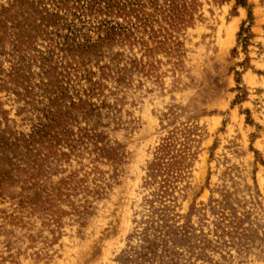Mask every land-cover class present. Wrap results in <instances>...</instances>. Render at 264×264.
<instances>
[{"label": "rangeland", "instance_id": "374dc122", "mask_svg": "<svg viewBox=\"0 0 264 264\" xmlns=\"http://www.w3.org/2000/svg\"><path fill=\"white\" fill-rule=\"evenodd\" d=\"M0 264H264V0H0Z\"/></svg>", "mask_w": 264, "mask_h": 264}]
</instances>
